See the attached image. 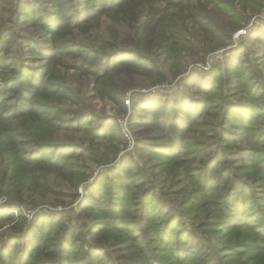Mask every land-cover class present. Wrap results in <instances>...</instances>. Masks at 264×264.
<instances>
[{
  "label": "rangeland",
  "instance_id": "374dc122",
  "mask_svg": "<svg viewBox=\"0 0 264 264\" xmlns=\"http://www.w3.org/2000/svg\"><path fill=\"white\" fill-rule=\"evenodd\" d=\"M30 4L37 9L34 16L38 24L39 16L45 18L52 13L53 8L43 0L29 4L6 0L2 4L0 37L3 34L9 42V54L1 55H7L11 63L0 68V123L5 121L1 109L6 105L10 109L18 100L19 87L14 81L21 78V69L35 71L45 62L32 55V46H50L42 26L31 24L34 17L24 18ZM183 7L186 13L159 3L161 16L167 14L164 26L169 28L162 29L170 40L163 47L157 46L158 41L139 39L135 30L107 16L87 31L75 30L64 41L67 68L60 72L65 86L59 89V95L53 91L48 99H36L41 106V123L17 121L13 126L23 134L20 145L25 153H38L42 144H50L60 152L53 156L54 149L43 150L48 154L45 160L59 162L64 156L65 167L57 172L39 170L35 173L39 180L33 181L26 165L10 153L3 156L0 144V213L12 216L0 225V264H42L44 247L51 251L58 241L48 244L47 239L43 252H33L32 259L27 252L25 260L18 263L17 259L3 261L8 239L32 234L29 225L34 221L40 224L45 220L49 227L46 217L78 209L85 197L99 188L102 198L104 195L107 202L112 200L115 190L111 181L117 179L108 171L118 169L125 158L140 165L144 180L130 185L131 202L116 201L126 208L123 215H117L122 225L111 228L108 218L97 212L74 214L72 224L79 222V232L84 236L91 235L98 224L101 233L95 241L93 237L89 241L91 249L80 244L78 252L67 255L71 264L80 258L88 263L93 260V264H264V44L259 39L264 31V0H189ZM193 7L199 13L205 10L213 19L212 29L204 27L209 33H200L189 19ZM10 29L13 35L7 34ZM122 52L152 59L162 72L159 78L136 77L135 86L122 98L126 112L96 95L93 79L78 69L83 66L94 71L92 64L98 59L108 60ZM84 55L91 57L89 61L83 60ZM237 74L244 84L234 89L228 83L235 81L230 75ZM194 75L196 81L209 83L205 88L211 90V110L196 122L192 132L183 133L185 142L179 154L146 151L143 141L165 140L157 129L131 124L135 105L152 97L173 102L180 93L194 108L204 92L192 81ZM250 88L253 95L247 92ZM251 101L255 108L248 118L250 129L238 128L234 125L238 122L237 112ZM248 144L255 149L248 153L246 165L236 160L232 168L242 188L234 193V202L228 203L225 194L230 187L211 192L203 179L200 182V171L219 154H245L241 151L248 150ZM45 166L48 169L49 164ZM230 213H237L240 220L260 213V219L235 222L230 220ZM64 218L65 226H69L67 216ZM99 218L105 221L101 224ZM222 242L224 245L219 247ZM16 246L15 242L10 248Z\"/></svg>",
  "mask_w": 264,
  "mask_h": 264
},
{
  "label": "trees",
  "instance_id": "16d2710c",
  "mask_svg": "<svg viewBox=\"0 0 264 264\" xmlns=\"http://www.w3.org/2000/svg\"><path fill=\"white\" fill-rule=\"evenodd\" d=\"M6 0H0V15L4 11L3 2ZM26 4L33 2V0H24ZM186 1L189 0H43V2L49 4L52 7V13L47 17L39 16V24L37 23L38 17H35L36 8L33 6L28 7V10L24 12L25 17H34L31 23L33 26H42L46 34L49 36L50 46L47 48L40 47L38 45L32 46V55L38 56L41 60H44V64L33 71L32 69L25 67L21 69V78L18 81H14L18 85L16 93L19 95L17 102L11 106L10 109L6 106H2L1 112L5 114V121L0 123V144L3 149V156L6 157V152L10 155H14L18 161L23 163L29 168L30 179L33 181L35 178L39 180V176L35 174L40 171H63L64 159L60 158L58 162L51 161L50 163L45 158L48 156L47 152L43 150L54 149L56 152L53 156L60 152L59 148L51 147L50 144H42L39 147V152L29 153L22 150L20 141L23 139V134L14 128V124L17 121H42V113L39 107V102L36 100L39 97L48 99L51 95H59V89L65 86L64 76L61 75V70L67 68L64 52V41L71 37L75 30L87 31L89 27H93L95 22L102 17L107 16L112 22L116 24H122L136 31L137 37L141 39L158 41L157 46L163 47L168 45L170 40L164 37L162 29L167 28L164 26L165 12L161 16L158 5L164 3L169 8L177 9L178 12L186 13V7H183ZM33 5V4H32ZM205 10L197 11L196 7H193V14L190 15V20L196 24L200 33L207 34V29L211 28V22L213 19L209 16ZM146 19L143 21V18ZM207 29H205V28ZM210 27V28H208ZM216 27V26H215ZM218 29V28H217ZM219 33L220 31L217 30ZM8 35H13L14 30L10 29L7 32ZM145 37V38H144ZM259 39L264 44V31L261 32ZM141 41V40H140ZM2 43V44H1ZM0 68H7L11 63V60L6 56H2L1 53L9 54V42L2 34L0 37ZM128 53V52H127ZM126 52L109 57L108 60L101 61L98 59L94 66V71H89L79 67L78 69L93 79V91L96 95L103 99H109L116 103L122 111L126 112V108L123 102V96L127 90L135 86V79L138 76L153 75L159 78L162 74L158 65L149 58L141 56H129ZM72 55V54H68ZM88 55L82 56L84 61H89ZM91 58V57H90ZM233 68V67H230ZM236 73V72H234ZM235 81H231L228 85H232L234 89L241 88L243 81L241 77L232 76ZM197 76L194 75L192 81H195V85L202 89L203 97L200 102H196L194 108L191 105L186 104V100L181 98L180 93H177L173 102H168L165 98H148L146 102L142 104H136L133 111L132 123L134 126H144L154 128L159 131L165 142L151 143L148 140L143 141L146 151L159 152L164 151L165 155L179 154L182 150L181 143L185 142L183 133H190L193 131V126L204 115L209 113L212 105V97H209L211 90L205 88L209 86L207 80L196 81ZM259 88V86H258ZM261 90V89H260ZM24 91V92H22ZM54 91V92H53ZM58 91V92H56ZM54 94H50V93ZM250 95H253V88L247 91ZM222 98L220 94L218 96ZM5 103V102H4ZM254 101H251L248 107L241 109L237 112L238 122H232L234 125H238V128L249 130L251 121L248 120L250 113L254 109ZM53 109V108H51ZM143 111L140 114L139 111ZM236 114V113H235ZM83 117V116H82ZM4 119V118H3ZM78 123V121H76ZM68 127V126H65ZM64 126H59V129H65ZM71 127V125L69 126ZM96 137V134H94ZM100 135V134H99ZM230 135V134H229ZM228 135V136H229ZM238 137H232L235 139ZM21 139V140H20ZM159 139V138H158ZM241 140L240 142H242ZM181 145V147H180ZM248 150H243L245 154L239 155L238 152L231 154H219L209 164L207 169H203L200 176V182L202 179L211 189V192L216 191L219 187L229 186L230 190L225 194L228 203L234 202V193L238 192L242 188L240 180L236 179V174L232 171L235 161H241L243 165H246L248 160V153L254 150L252 144H248ZM38 149V148H37ZM10 151V152H9ZM25 155L23 156V154ZM73 157H76L72 154ZM23 156V158L21 157ZM51 158L52 155H49ZM71 156V155H68ZM66 156V157H68ZM72 157V156H71ZM172 157V156H171ZM62 160V161H61ZM46 163L49 164L48 169ZM210 165V167H209ZM46 169V170H45ZM140 165L134 161V159L125 158L122 160L121 166L112 172L114 178L117 180L111 181L113 183V189L115 196L112 200L102 198L103 192L97 190L86 196L84 202H82L77 208L68 211L67 214L58 216H48L49 227L46 225L45 220L40 224H35L34 221L29 225V233L26 237L19 236L16 238L11 237L8 239L7 244L4 246L2 258L3 261H9L10 259H17L18 263L24 261V255L28 252V257L34 252H43V246L53 241H58L53 245V250H49V247H44L45 254H42L44 258L42 264H71L70 260L66 257L69 253L74 254L78 252L80 244L85 248H92V244L89 242L91 238L96 240L99 235L100 225H95L96 230L91 235L84 236L82 232H79L81 227L79 222L72 224L74 214H84L90 212H97L100 216L105 215L109 221L111 228H120L122 225V218L117 216L118 213L126 212V208L123 203H116L117 199H121L124 203L131 202L130 196L132 195V183L137 184L144 180V176L141 175ZM104 173V172H103ZM204 185V191H205ZM206 192V191H205ZM207 193V192H206ZM236 211H238V201H236ZM108 207V208H106ZM144 204H142L140 210L143 211ZM149 214V212H148ZM147 214V215H148ZM230 220L235 222H251L253 219L259 220L260 213L250 214L245 220H240L237 213L235 215L229 214ZM67 219L70 222L69 226H65L64 220ZM233 216V217H232ZM254 216V218H253ZM257 216V218H255ZM12 216H6L0 213V225L5 221L11 220ZM102 224L105 220L98 219ZM23 225V223H22ZM90 226L87 230H90ZM127 231V229H124ZM58 239V240H57ZM16 242L18 247H11ZM20 245V246H19ZM224 243L219 245L222 247ZM7 247V248H6ZM9 247V248H8ZM23 250V253L20 250ZM40 251V252H39ZM38 256V255H37ZM30 259L35 258L30 256ZM9 259V260H8ZM85 258H80L75 264H93L94 261L87 262Z\"/></svg>",
  "mask_w": 264,
  "mask_h": 264
},
{
  "label": "built area",
  "instance_id": "2783aa9c",
  "mask_svg": "<svg viewBox=\"0 0 264 264\" xmlns=\"http://www.w3.org/2000/svg\"><path fill=\"white\" fill-rule=\"evenodd\" d=\"M247 32H245V34H246ZM126 135L129 137V131L127 130L126 131ZM31 216V215H30Z\"/></svg>",
  "mask_w": 264,
  "mask_h": 264
}]
</instances>
